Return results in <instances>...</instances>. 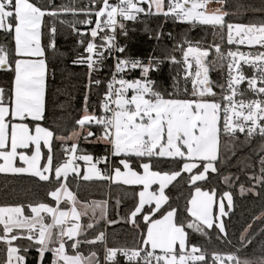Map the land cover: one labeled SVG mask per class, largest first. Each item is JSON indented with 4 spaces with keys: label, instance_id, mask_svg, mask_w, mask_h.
Instances as JSON below:
<instances>
[{
    "label": "snow or ice",
    "instance_id": "obj_1",
    "mask_svg": "<svg viewBox=\"0 0 264 264\" xmlns=\"http://www.w3.org/2000/svg\"><path fill=\"white\" fill-rule=\"evenodd\" d=\"M227 5L228 0H86L83 6L78 0L62 5L54 0L47 4L43 0H0V34L7 40L0 43V71L13 74L8 88L0 86V174L27 176L52 185L47 196L55 202V206L41 201L0 206V264H26L31 249L37 251L40 264H45L47 253L52 256L51 264H102L94 248L98 244L103 247V264H120L118 256L128 264H264V246L260 256L245 254L255 237L253 223H264V212L247 224L233 244L223 219L234 208L232 193L218 196L215 188L204 190L198 183L218 173L217 161L224 163L222 137L227 138L225 147L235 145L238 134H244L246 143L257 136L264 139V0L259 7L237 5L260 13L258 22H230L229 17L242 13L228 11ZM141 14L210 27L214 36L219 35L222 42L226 37V44L237 48L225 52L215 42L201 47L187 37L179 42L174 51L182 53L181 59L175 55L168 59L183 66L187 94L183 98L156 89L150 73L161 61L150 58L145 63L116 56L99 115L89 110L86 94L83 114L70 133L65 134L59 125L44 126L46 52L49 48L56 51L57 24L66 25L79 37L83 52L73 64L86 67L90 92L93 85L103 83L93 75L103 70L106 60L126 52L117 42L118 35L127 36V22L139 20ZM68 15L73 19L64 18ZM240 45L249 51H240ZM212 52L214 59L209 58ZM245 66L253 70L251 76L246 75ZM135 69H140L141 78L126 79L125 74ZM217 69H226L222 83L210 78V72ZM245 82L247 87L242 88ZM93 125L101 135L96 136ZM92 137L95 141H90ZM81 140L103 142L109 146L108 154L94 157L81 147ZM260 151L264 153V145ZM160 158H179L182 166L154 170ZM260 165V176L250 179L264 184V155ZM184 174L194 192L182 220L165 190L179 182L178 178L185 179ZM70 177L142 186L135 193L138 199L122 217L134 229L143 221L146 232L141 234V243L109 247L105 231H96L102 221L116 222L108 219V201L82 203L70 188ZM223 181L231 186L232 177L224 176ZM153 185L158 187L153 189ZM252 191L254 186L240 185L242 195ZM120 202L118 198L116 205ZM83 217L87 222H81ZM213 229L216 239L232 245V250L210 252L190 240L188 230L210 239L208 230ZM89 230L95 233L92 238ZM83 246L89 247L87 255Z\"/></svg>",
    "mask_w": 264,
    "mask_h": 264
},
{
    "label": "trees",
    "instance_id": "obj_2",
    "mask_svg": "<svg viewBox=\"0 0 264 264\" xmlns=\"http://www.w3.org/2000/svg\"><path fill=\"white\" fill-rule=\"evenodd\" d=\"M45 4L49 0H43ZM56 5L67 4L70 0H54ZM79 6H83L86 0H78ZM167 3V0H166ZM238 4L260 6L261 0H228L227 10L230 12H241L240 16L229 17L230 22H244L255 20L259 21L261 14L253 13L251 10L245 11L237 7ZM72 20L73 17L68 15L64 17ZM83 19V17H80ZM51 22V18H48ZM128 35H118L119 42L126 48L124 54L131 57H140L143 62L147 63L150 58H155L161 63L158 68H154L150 73V78L154 81L155 87L166 96L169 93H176L178 97L183 98L187 95L184 92L185 81L182 78L183 66L181 64H173L168 57L175 55L179 60L182 53L179 50L174 51V47L187 37L195 45L199 42L201 47H209L214 42L220 43L222 50L225 51L229 45L225 41L222 42L219 35L214 36L212 29L207 26L192 27L189 24L165 19L163 15H144L137 21L127 22ZM83 29L84 26H78ZM58 33L56 35V51L49 48L46 52L47 63V79H46V117L44 126L55 128L57 125L62 129H66L65 134L70 133L74 122L83 114L84 97L88 95V106L90 111L100 114V100L106 92V85L110 77L112 60L108 58L105 62L103 70L93 75V79L99 78L103 83L96 87L92 86L91 91L88 90L87 69L81 65L73 64L78 54L83 52V48L78 43L79 37L66 25L57 24ZM159 38L157 39V37ZM7 40L0 34V43H6ZM46 42V40H45ZM186 47V46H185ZM210 59H214V52L210 54ZM225 71L219 69L210 72V78L214 81L223 82L225 79ZM140 75V70L134 74H129V79H135ZM13 74L11 72L0 71V86L8 88L11 84ZM189 92L191 84L188 83ZM219 91V89H216ZM92 130L96 136L101 135L102 131L93 125ZM239 140H245L244 136H238ZM95 141V137L89 138ZM261 145H264V139L259 136L255 137L251 143L237 151L234 156L226 163L217 161L218 173L210 174L207 182H198L204 188L209 190L215 188L218 196L225 191H230L233 195L234 208L227 217H224L229 239L233 244L236 243L239 234L249 223H253L254 217L264 212V184H259L250 177L260 176V157ZM81 147L94 157H102L108 154L109 146L103 142H84L81 140ZM223 143L221 144V150ZM57 151L59 149L57 148ZM118 159V158H114ZM83 164L82 161L78 162ZM135 166V165H134ZM182 166L179 158L175 161L167 158H160L155 163V170L171 171L178 170ZM103 168V165H99ZM224 176L232 177V184L229 186L223 181ZM185 179L178 178L179 182H173L166 189V194L170 197V203L178 206L181 213L180 218L184 220L187 213L184 211L187 200L190 198L194 189H191ZM236 177H239L237 180ZM70 188L75 192L81 202H91L95 200H107L109 203L108 219L116 221L115 223H106L104 221L97 227V232L105 231L107 244L109 247H133L141 243V234L146 232L143 221H140L141 227L134 229L133 226L126 222L125 217L129 209L133 206L138 197L135 193L139 191V186L115 185L109 184L108 181H83L73 180ZM244 184L246 188H252L254 191L241 194L240 185ZM52 185L46 182H37L31 177H14L0 174V206L4 204L13 205L23 203L27 205L30 202L41 201L50 203L55 206V202L47 196V192L52 189ZM120 199V204L116 205V200ZM167 207V206H165ZM30 211L26 209V212ZM87 217H84L86 222ZM264 223L255 221L252 231L255 233L253 243L245 249V254L249 258L260 256L261 247L264 246ZM92 238V230H89ZM190 240L192 243L206 247L210 252L213 250L227 253L232 250V245L227 242L216 239V230H208L210 239L191 232ZM2 247V245H0ZM98 250V255L103 259V247L101 245L94 246ZM84 254H88L89 247L83 246ZM52 256L46 254L45 264H51ZM26 264H40L38 253L35 249H31L26 258Z\"/></svg>",
    "mask_w": 264,
    "mask_h": 264
},
{
    "label": "built area",
    "instance_id": "obj_3",
    "mask_svg": "<svg viewBox=\"0 0 264 264\" xmlns=\"http://www.w3.org/2000/svg\"><path fill=\"white\" fill-rule=\"evenodd\" d=\"M110 2L115 3L116 0H110ZM178 22H179V21H178ZM89 27H90V26H89ZM117 42H118V44H120L118 38H117ZM120 45H121V44H120ZM121 46H122V45H121ZM229 48H231L233 51H235L236 48H237V46H236V45H229V46L227 47V49L225 50V52H226ZM239 49H240V51H245V52L249 51V48H248L247 46H244V45H240V46H239ZM116 56H120L121 58L138 59V60H141V61L143 62V59L140 58V57H131V56H128V55H126V54H124V53H123V54L114 53L113 56L110 57L111 60H112V68H111V73H110V77H109L108 82L111 80V78H112V74H113V72H114V65H115V62H116V59H115ZM137 70H140V69H135V70L128 71V72L125 74V78H126V79H129V78H128V75H129V74H134V73H136ZM252 72H253L252 69H250V68H248L247 66H245V73H246V75L251 76V75H252ZM183 75H184V73L182 72V77H183ZM225 75H226V71H225ZM139 78H141L140 75L137 76L135 79H139ZM130 80H132V79H130ZM241 87H242V88H246V87H247L246 82H245L244 84H242ZM130 95H131V92L129 93V96H130ZM250 95H251V94H249V96H250ZM103 96H104V95H103ZM102 99H103V97H102L101 100H100V104H101ZM101 111H102V110H101V108H100V113H101ZM238 136H244V134H238ZM117 259L119 260L120 264H128L127 260H126L123 256H118ZM102 264H103V259H102Z\"/></svg>",
    "mask_w": 264,
    "mask_h": 264
},
{
    "label": "rangeland",
    "instance_id": "obj_4",
    "mask_svg": "<svg viewBox=\"0 0 264 264\" xmlns=\"http://www.w3.org/2000/svg\"><path fill=\"white\" fill-rule=\"evenodd\" d=\"M145 8H147V5H144ZM99 136V135H98ZM227 138L222 137L221 139V144L223 143V148L221 150V146H220V157L221 159L224 161V163H226L227 161H229L233 156V152L236 153L237 151H239L240 149H242L243 147H245L248 143L244 142L245 140H239L235 145L233 144H228L227 147H225V141ZM46 151V150H45ZM81 164V163H80ZM82 166V171L84 168V165L81 164ZM155 170V169H154ZM140 171H142V169H140ZM142 186H139V190ZM157 185H153V189L157 188ZM166 192V190H165ZM95 201H102V200H95ZM92 202V201H91ZM83 203V202H82ZM90 203V202H89ZM214 213L218 212V209L214 208ZM88 219V218H86ZM82 223H84V217L82 218ZM87 222V220H86ZM71 254V253H70ZM40 263V261H39Z\"/></svg>",
    "mask_w": 264,
    "mask_h": 264
}]
</instances>
